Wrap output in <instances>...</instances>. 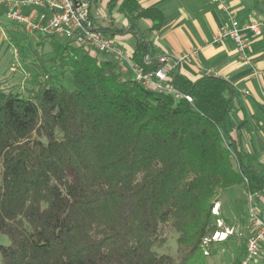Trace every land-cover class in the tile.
Returning <instances> with one entry per match:
<instances>
[{"label":"trees","instance_id":"obj_1","mask_svg":"<svg viewBox=\"0 0 264 264\" xmlns=\"http://www.w3.org/2000/svg\"><path fill=\"white\" fill-rule=\"evenodd\" d=\"M255 5L264 11V0ZM117 6L136 39L132 63L143 72L164 68L180 95L144 87L103 53L43 35L38 45L48 40L51 61L73 87L57 85L42 58L27 94L0 79V235L9 239L2 264H210L214 244L235 236L212 240L224 230L218 220L234 228L220 207L213 213L219 191L243 188L247 203L248 193L264 190L241 134L227 125L235 87L165 67L141 27L147 20V31L159 32L163 13L109 0L110 11ZM170 232L178 259L155 250ZM245 248L246 239L232 264H242Z\"/></svg>","mask_w":264,"mask_h":264},{"label":"crops","instance_id":"obj_2","mask_svg":"<svg viewBox=\"0 0 264 264\" xmlns=\"http://www.w3.org/2000/svg\"><path fill=\"white\" fill-rule=\"evenodd\" d=\"M88 1L91 17L97 28L109 29L112 31L109 34L117 35L121 48L131 58L136 39L129 33L128 19L117 12L118 6L110 11L109 0ZM138 1L143 8H156L163 13L164 22L159 32H148L151 23L147 20L141 21V27L152 44L154 57H167L165 67L178 66L183 74L192 79L200 75L222 77L235 87L237 111L228 117L227 125L232 136L236 137L237 132L241 134L243 146L250 155L253 167L264 176V37L244 32L249 41L247 54L250 58L249 62H245L232 40L213 42V38L228 24L227 13L220 3L212 0ZM223 1L230 10L236 12L241 23L264 19V11L261 7H256L255 0ZM5 10L6 7L0 4V16H3ZM37 11L33 5L21 8L25 16L37 18ZM7 23L9 22L3 19L0 26V45L4 44L3 36L8 33L4 26ZM118 29L123 31L117 32ZM106 58L112 57L106 55ZM258 205L264 209V190L259 192ZM258 261L259 264H264V249Z\"/></svg>","mask_w":264,"mask_h":264},{"label":"built area","instance_id":"obj_3","mask_svg":"<svg viewBox=\"0 0 264 264\" xmlns=\"http://www.w3.org/2000/svg\"><path fill=\"white\" fill-rule=\"evenodd\" d=\"M212 1L220 3L228 16V24L218 36L213 38V42H219L222 39L232 40L241 58L245 62H249L250 58L247 54L249 41L244 36V32L249 31L256 36L264 37V20L254 19L247 23H241L236 12L230 10L223 0ZM0 4L6 7L4 15L0 16V26L4 19L25 26L30 33L56 35L99 53L108 54L124 68L129 69L132 77L144 87L155 91H166L176 96L180 95L172 85L167 83L164 68L143 72L132 63L131 58L121 48L117 35H109L97 28L91 17L88 0H77V2L73 0H0ZM28 5H33L39 11H37V18L23 15L21 8ZM167 60V57L161 58V62L165 63ZM257 198H259V193L247 194L249 235L246 237L245 256L242 259V264H257L264 249V209L259 207ZM218 212L217 204L213 213L218 214ZM218 225L221 227L223 221L218 220ZM235 233L234 228L226 227L223 231L214 233L212 240L224 241L229 235ZM209 241L206 239L205 243ZM205 254H209L208 250H205Z\"/></svg>","mask_w":264,"mask_h":264},{"label":"rangeland","instance_id":"obj_4","mask_svg":"<svg viewBox=\"0 0 264 264\" xmlns=\"http://www.w3.org/2000/svg\"><path fill=\"white\" fill-rule=\"evenodd\" d=\"M4 26L8 29V33L3 36L4 44L0 45V48H2V50L0 49V79L9 78V83L15 87L16 91L27 94L30 89L36 88L35 76L40 72L38 65L40 58H42L50 73L57 76L55 83L72 89L70 74L67 73L65 76L59 74L56 65L51 61L54 53L47 42L48 40L44 46L40 47L38 45L40 41L45 39V36L38 33L30 35L31 33L22 26L12 22ZM62 39L67 41L64 38ZM99 55L106 58L104 54ZM1 169L2 166L0 164V171ZM246 205V193L243 188L219 191L218 206L222 214L232 224L236 233L233 239L224 243L214 244L218 252L216 255L208 257L210 264H232L236 258L243 257L244 241L249 235ZM225 226L226 223L223 221L221 228H225ZM240 234H242L241 237ZM176 239L177 235L174 232H170L167 244L160 249L156 248V252L160 255L165 254L178 259L179 251ZM7 244H9L8 237L0 235V245ZM262 253L263 250L261 256ZM0 264H2L1 256Z\"/></svg>","mask_w":264,"mask_h":264}]
</instances>
